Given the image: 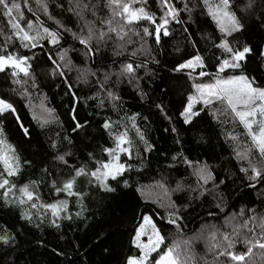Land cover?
Instances as JSON below:
<instances>
[{
    "label": "snow or ice",
    "instance_id": "1",
    "mask_svg": "<svg viewBox=\"0 0 264 264\" xmlns=\"http://www.w3.org/2000/svg\"><path fill=\"white\" fill-rule=\"evenodd\" d=\"M153 2L155 11L150 9L149 0H66V3L65 0H35L39 12L54 21L55 26L51 27L40 19L30 0H0V19H4L7 26V30L0 29V74L10 82V91L25 101L24 107L40 129L51 124L62 129L63 122L57 110L48 107L47 94L41 91L34 68L39 59L35 51L38 49L47 61L42 69L45 79L51 83L59 80L56 86H63L64 95L69 98L66 112L72 122V132L86 138L91 135V125L86 119H78L81 89L77 85H89L92 95L86 96L84 101H94L98 108L108 102L113 111H118L121 97L114 88L122 83L133 86L140 99L147 100L148 93L141 87V81L144 77L152 78L149 65L160 63L157 57L167 40L173 37L174 26L179 25L186 45L184 49L174 48V52L183 54L173 60L172 72L190 82L179 116L183 124L191 125L207 110L206 115L216 122L219 134L231 149L229 163L233 160L236 163L233 170H229L189 159L183 149L173 154L165 171L159 173V179L153 180L159 195L152 203L165 209L160 219L182 239L169 240L168 234L157 226L153 214L142 212L130 240L138 253L127 255L124 264H264V85L245 71L250 57L264 62V0L259 6L257 0H199L198 3L180 0V5L175 0ZM50 4L53 10L59 9L76 18L75 31L55 20ZM197 8L201 15L211 19L215 32L219 33L215 40L207 33L201 35V39L207 37L211 48L219 53H213V71L208 70L206 57L202 55L205 49L198 46L199 40L189 31L188 21H192ZM25 9L33 18L25 16ZM181 13L187 14L188 21L183 20ZM251 19L258 22L261 40L256 44L241 43L239 38L248 31L247 21ZM65 34L74 42L72 46H64L68 42ZM77 52L83 57L81 64H95L99 59L106 70H101L100 66L95 70L77 67L69 55ZM109 60L111 64L107 63ZM72 72L76 73L75 81L70 75ZM204 78H208L207 82ZM34 95L40 100L39 105L32 103ZM154 106L171 123L164 105ZM6 117L14 120L25 137H31L15 104L6 96H0V207L19 209L20 219L28 224L35 220L34 226L40 228L46 221L49 226L60 229L63 221L87 219L83 203L85 185L106 197L116 191L109 181L117 186L122 182L124 188L135 187V191L143 195L141 187L124 178L134 165L120 162L121 155L129 160L135 156L143 165L144 154L154 149L141 127V122L148 118L139 112L125 113L117 120L104 118L99 128L107 135L110 145L99 147L102 156H97L95 150L89 151L78 164L69 163L74 156L70 148L76 147L73 139L56 132L54 137L48 138L49 147L54 153L53 160L68 172L52 177L44 167L40 169V178L23 183L20 181L24 171L31 168L33 161L21 160L15 146L7 140ZM229 120L242 131L238 132L236 127L227 129L225 125ZM170 131L177 134L175 143L179 144L177 128L172 126ZM200 139L203 140V136ZM65 143L70 146L68 150H62ZM178 164L185 166L183 172ZM173 172L175 178L171 175ZM237 181L245 189L256 190L260 186L258 204L250 201L235 208V200L244 198L237 193L233 199L232 185L239 188ZM41 183L52 195L50 202L42 197ZM174 194L176 199H173ZM69 197L76 198L79 208L74 214L69 208ZM197 201L200 206L209 207L201 217L200 227L189 235L184 232V221L189 210L195 211ZM142 237H147V241ZM199 241L204 242V256L195 251ZM15 243L16 234L7 224L0 225V247ZM209 254L210 260L205 258Z\"/></svg>",
    "mask_w": 264,
    "mask_h": 264
},
{
    "label": "trees",
    "instance_id": "2",
    "mask_svg": "<svg viewBox=\"0 0 264 264\" xmlns=\"http://www.w3.org/2000/svg\"><path fill=\"white\" fill-rule=\"evenodd\" d=\"M180 5V0H175ZM193 3H198L199 0H192ZM30 3L35 11L40 15V19L45 22L46 26L54 27V21L48 20L47 17L39 12L35 4V0H30ZM66 3V0H65ZM261 0H257L259 6ZM150 9L155 11L156 6L153 0H149ZM182 6V5H181ZM191 6V3H190ZM25 16L33 18L32 14L25 9ZM50 11L55 20H60L67 27L76 30V18L70 13H61L59 9L53 10L50 4ZM102 14V13H101ZM184 21H188V16L181 13ZM189 31L194 34V38L199 40V47L205 49L202 55L206 57L208 70H214L215 56L218 55L215 49L211 48L209 39L206 37L201 39V35L207 33L211 40H215L219 35L215 32V25L207 16L200 14L199 8L193 13L192 21H188ZM186 24L185 26H188ZM248 31L241 36L240 42L248 41L256 44L261 40L262 33L259 30L258 22L255 19L247 21ZM0 29L7 30L6 21L0 19ZM174 33L171 39L167 40L166 46L161 49L158 65H149L153 75L152 78L144 77L141 81V87L148 93L147 100H141L135 88L127 83L119 84L114 91H117L121 97L118 104V111H113L111 105L105 102L103 108H98L94 101H84L86 96L92 95L89 91V85L83 83L77 85L81 91L78 93L81 97V103L77 106L79 112L78 119L87 120L90 122L89 132L91 135L85 137H77L71 130V120L67 115L66 109L68 105V97L64 95L63 86L57 87L59 80L51 83L45 79L42 69L45 68L47 61L39 50H35L39 59L34 64L37 71L38 80L41 82V91L47 94L48 107L55 108L59 115L60 121L63 122V128H59L56 124H51L45 129H40L31 119L27 108L24 107L25 101L19 98V106L21 107V117L23 123L28 127L32 125L33 149L34 155L30 154L29 143L23 138L21 130L11 117L4 119V130L7 140L15 146L21 160L31 159L33 164L31 168H27L21 178V183L27 182L29 179L40 178V169L47 167L55 177L58 173H67L68 169L63 165L58 164L53 160L54 153L49 147L48 138L54 137L56 132H60L61 136L68 135L76 144V147L70 148L74 156L69 160L70 164H78L85 160L89 151H96L97 156L103 154L99 152V147L110 145L107 135L99 128V125L106 117H111L112 120H117L123 117L125 113L131 115L139 112L141 116H146L147 121L141 122V127L145 131L146 138L150 143L154 144V149L150 153H146L143 165L135 158L128 159L121 155V163H130L134 165L132 171L126 172L124 178L129 180L130 184L135 183L141 187V192H136L135 187L124 188L121 185L117 186L114 181H109L116 191L108 194L106 197L102 192L92 191L87 185L84 186L86 199L83 201L86 211L84 216L87 219H74L72 221H63L60 229L53 228L45 221L40 228H36L33 224H28L20 219L19 209H5L0 207V225L7 224L9 228L16 234V243L12 246L0 247V264H124L127 255H135L138 250L131 244L130 240L134 236V229L140 222V213L147 212L153 214L154 221L161 228L162 232L168 234V239L181 240L182 237L175 233V230L162 221L160 216L164 214L165 209L158 207L152 203V200L159 195L158 190L153 186V180L159 179V173L165 171V166L170 162V158L177 151L183 149L184 154L192 160L206 161L212 165H220L221 168L233 170L235 161L230 160L231 149L225 143L224 137L220 135V129L216 122L211 117L201 112L200 116L194 119L193 124H183L179 112L182 110V104L186 103L187 94L190 91V82L186 77L179 73L172 72L173 60L179 59L183 54L174 52L175 47L185 48L186 41L179 25L174 26ZM67 43L65 47L72 46L74 42L68 34H65ZM2 40V37H0ZM63 43V41H62ZM79 47L78 43H75ZM21 52L25 50L21 49ZM30 54V53H29ZM77 67L95 70L100 66L103 69L101 61L98 59L95 64H81L83 59L79 52L69 54ZM111 64V60L107 61ZM245 71L248 75L254 76L257 83L264 85V62L256 58H249ZM70 75L75 81L76 73ZM144 76V73H140ZM94 80V78H91ZM207 82L208 78H204ZM7 82H10L0 74V90H6ZM33 104L39 105L40 100L33 97ZM155 104H163L167 114L171 117V123L164 119ZM199 108L200 105H197ZM220 107V105H215ZM175 126L179 133L180 143H175L176 133L170 131L171 127ZM227 129L236 127L238 132H241L238 126L233 125L231 121L225 125ZM169 129V131H165ZM203 136V140L200 137ZM243 136L241 140L243 141ZM70 146L66 143L62 150H68ZM91 166V164H90ZM177 167L184 171V165L178 164ZM139 169V171H136ZM172 177L175 178V172ZM52 177H49L51 179ZM79 183V182H78ZM232 185L235 190L233 199L237 193L242 195V200H235V208L247 202L257 199L256 190L245 189L243 184ZM174 186V183H173ZM95 187L94 185L92 186ZM243 190V191H242ZM40 192L42 197L51 201L52 195L48 191V187L41 183ZM63 198V197H61ZM69 208L74 214L79 208L76 205V198L69 197ZM176 199V195H173ZM210 199V198H209ZM179 202V201H178ZM231 203V201H230ZM208 205L200 206V202H195V211H190L186 216L184 224V232L191 234L193 229L200 227L201 217L205 215V210ZM195 251L204 256L205 246L203 241L195 244ZM206 259H211V255H207Z\"/></svg>",
    "mask_w": 264,
    "mask_h": 264
},
{
    "label": "rangeland",
    "instance_id": "3",
    "mask_svg": "<svg viewBox=\"0 0 264 264\" xmlns=\"http://www.w3.org/2000/svg\"><path fill=\"white\" fill-rule=\"evenodd\" d=\"M10 88H11V85L7 82V85H6V90L4 91H1L0 90V96H6L9 100H11L15 106L17 107L18 111H19V114L21 116V107L19 106V98L14 95L11 91H10ZM21 120H22V117H21ZM26 126V125H25ZM27 127V126H26ZM30 132H32V125L28 126ZM21 134H22V131H21ZM23 138L27 141V143H29V146H30V154L31 155H34V149H33V136H32V133H31V137H25L23 134H22ZM142 239L146 242L147 241V237H142Z\"/></svg>",
    "mask_w": 264,
    "mask_h": 264
}]
</instances>
